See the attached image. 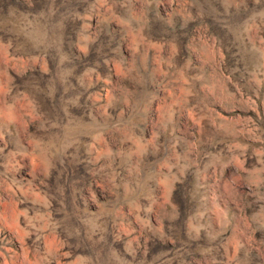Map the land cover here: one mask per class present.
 Wrapping results in <instances>:
<instances>
[{
  "label": "rangeland",
  "instance_id": "374dc122",
  "mask_svg": "<svg viewBox=\"0 0 264 264\" xmlns=\"http://www.w3.org/2000/svg\"><path fill=\"white\" fill-rule=\"evenodd\" d=\"M0 264H264V0H0Z\"/></svg>",
  "mask_w": 264,
  "mask_h": 264
}]
</instances>
